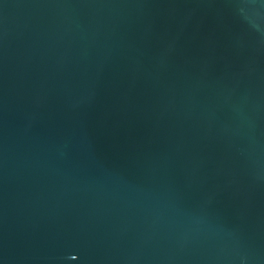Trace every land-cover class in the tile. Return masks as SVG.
<instances>
[{
    "label": "water",
    "instance_id": "95a60500",
    "mask_svg": "<svg viewBox=\"0 0 264 264\" xmlns=\"http://www.w3.org/2000/svg\"><path fill=\"white\" fill-rule=\"evenodd\" d=\"M0 264H264V0H0Z\"/></svg>",
    "mask_w": 264,
    "mask_h": 264
}]
</instances>
